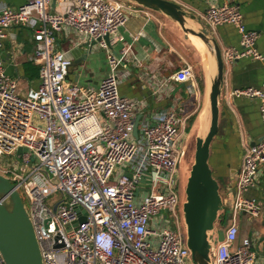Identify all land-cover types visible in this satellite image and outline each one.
I'll use <instances>...</instances> for the list:
<instances>
[{
    "label": "built area",
    "instance_id": "2783aa9c",
    "mask_svg": "<svg viewBox=\"0 0 264 264\" xmlns=\"http://www.w3.org/2000/svg\"><path fill=\"white\" fill-rule=\"evenodd\" d=\"M52 5L56 11L49 13ZM202 18L211 27L232 24L240 34V48L225 49L223 62L264 59L256 46L258 32L246 27L239 5L211 4ZM126 20L115 0H25L14 9L0 6V47L14 26L30 30L35 41L38 85L23 95L0 57V175L28 199L25 206L43 264H195L176 212L178 167L185 154L177 129L181 120L164 108L153 122L139 118L134 136L143 103L119 92L126 63L134 60L128 47L118 54L112 49ZM60 32L74 34L73 48L105 51L107 71L96 87L67 80L73 57L57 48ZM171 78L191 81L192 67L180 68ZM227 93L259 101L263 133L244 148L233 219L221 241L213 244L208 236L209 264H264L248 239L230 251L238 232L236 214L260 211L258 202L244 193L256 186L264 167V82ZM19 148L25 151L18 154ZM162 209L167 218L156 217ZM57 242L63 246L55 247ZM0 264H5L1 253Z\"/></svg>",
    "mask_w": 264,
    "mask_h": 264
},
{
    "label": "crops",
    "instance_id": "0c3cea01",
    "mask_svg": "<svg viewBox=\"0 0 264 264\" xmlns=\"http://www.w3.org/2000/svg\"><path fill=\"white\" fill-rule=\"evenodd\" d=\"M170 1L179 4L185 11V27L194 32L205 27L208 38L216 41L221 53L230 47L239 49L240 34L232 24L211 27L204 21L202 14L211 4L239 5L246 27L258 32L256 46L264 57V0ZM24 2L0 0V6L14 9ZM115 2L124 9L127 20L119 28L120 39L113 45V52L118 54L123 47H128L135 60L130 59L126 63L127 76L118 85L120 94L143 103L141 113L137 114L141 115V120L149 119V122H153V116L160 110L173 109L181 120L177 129L185 145L197 137H204L201 135L207 133L210 122L208 110L204 109L200 116V135L197 120L205 103L209 102L212 80L217 73L216 60L210 47L202 40L203 50L191 37L196 34L185 32L176 20L162 11L148 9L132 0ZM71 38V35L66 37L60 32L56 43L58 49L68 50L73 57L67 80L86 88L96 87L106 75V60H101V57L90 60L89 54L98 48L87 49L85 45L73 48ZM35 49L33 33L21 26L12 27L0 47L6 73L17 80L21 95L38 85L39 65L34 61ZM223 63V81L218 97V129L209 145L208 164L219 185L221 213H226V220L221 222L219 219V224L227 226L233 219V191L244 148L257 142L263 133L259 101L243 96L230 97L227 92L247 86L259 87L264 82V59L258 61L242 57ZM186 65L192 67L194 78L187 83L173 81L171 75ZM244 196L254 198L260 211L255 216L244 211L236 214L234 220L238 232L230 251L234 252L248 239L260 262L264 257V167L256 186L248 189ZM209 239L213 243L210 234ZM218 241L217 238L213 244Z\"/></svg>",
    "mask_w": 264,
    "mask_h": 264
},
{
    "label": "water",
    "instance_id": "95a60500",
    "mask_svg": "<svg viewBox=\"0 0 264 264\" xmlns=\"http://www.w3.org/2000/svg\"><path fill=\"white\" fill-rule=\"evenodd\" d=\"M138 5L155 11H162L176 20L185 32L199 36L214 54L217 73L212 80L209 104L210 125L204 137H197L195 142L194 163L191 167L185 186V201L183 203L184 222L186 228L187 246L191 250L195 264H209V248L211 243L209 233L216 230L215 222L218 212L222 209V199L219 185L211 173L208 164L209 145L218 129V97L223 81L224 63L221 49L214 39L208 38L204 27L194 32L185 27V11L181 6L170 0H133ZM53 6V5H52ZM105 39L108 41V37ZM94 43H91V46ZM141 115L134 120L133 135H137V125ZM254 144V143H253ZM25 151L18 149V154ZM57 205H54L53 211ZM83 213V210H81ZM85 220L84 216L79 222ZM218 240L223 239V231L217 230ZM63 246L56 243L55 247ZM0 253L5 264H43L39 245L37 243L32 223L25 203L14 185L0 175Z\"/></svg>",
    "mask_w": 264,
    "mask_h": 264
},
{
    "label": "rangeland",
    "instance_id": "374dc122",
    "mask_svg": "<svg viewBox=\"0 0 264 264\" xmlns=\"http://www.w3.org/2000/svg\"><path fill=\"white\" fill-rule=\"evenodd\" d=\"M133 1V0H132ZM49 13H54L56 10L52 7L49 8ZM59 34V33H58ZM57 34V35H58ZM71 36L73 37L74 34H71ZM192 39L194 41H196L198 43V45H200V41L194 37V35H191ZM105 51L98 48V50L96 51H93L91 54H89V58L90 60H97L98 57L102 60H106V58H104L105 56ZM204 109H207L208 110V113H209V117H210V110H209V102H206L203 109L201 110V112L199 113V116H198V120H197V129H198V133H199V124H200V116H201V113ZM200 135V133H199ZM201 136H205V135H201ZM195 142H196V139L194 140H191L189 141V143H186L185 145V154H184V157L183 159L180 161V164H179V184L178 186L176 187V193L178 195V204H177V207H176V212H177V215H178V218H179V223H178V228L180 230V232L182 233V236H183V239L184 241H186V229H185V226H184V213H183V203H184V200H185V186H186V182H187V178L189 176V173H190V170H191V167L194 163V155H195ZM52 197L56 198L58 197V193H55L52 195ZM22 199L25 203L26 206H28V199L25 197V195L22 194ZM221 213V210L218 212V219L217 221L215 222V228L216 230L214 231H211L209 234L211 235V238H212V241L213 243H215L217 241V230L221 229L222 231L225 230L226 228V225L223 223V224H219V215ZM156 217H162V218H167L168 217V212L166 210H160V212L158 214H156ZM66 230L69 231L71 229V226L70 225H66Z\"/></svg>",
    "mask_w": 264,
    "mask_h": 264
},
{
    "label": "bare ground",
    "instance_id": "6f19581e",
    "mask_svg": "<svg viewBox=\"0 0 264 264\" xmlns=\"http://www.w3.org/2000/svg\"><path fill=\"white\" fill-rule=\"evenodd\" d=\"M194 37H196L199 41H200V46L203 47V50H204V42L202 41V39H200V37L194 35ZM190 38V37H189ZM206 48V47H205ZM206 50V49H205ZM206 51H204L203 53H205ZM210 110V109H209ZM203 125V124H202ZM209 125H210V122H209ZM204 128V127H203ZM207 129V128H206ZM209 129V127H208ZM206 133V132H205ZM206 135V134H205Z\"/></svg>",
    "mask_w": 264,
    "mask_h": 264
},
{
    "label": "trees",
    "instance_id": "16d2710c",
    "mask_svg": "<svg viewBox=\"0 0 264 264\" xmlns=\"http://www.w3.org/2000/svg\"><path fill=\"white\" fill-rule=\"evenodd\" d=\"M219 218H220V221H221V222H224V221L226 220V213H225V212L221 213V214L219 215Z\"/></svg>",
    "mask_w": 264,
    "mask_h": 264
},
{
    "label": "clouds",
    "instance_id": "9594fccd",
    "mask_svg": "<svg viewBox=\"0 0 264 264\" xmlns=\"http://www.w3.org/2000/svg\"><path fill=\"white\" fill-rule=\"evenodd\" d=\"M110 243V242H109ZM106 247H107V245H106Z\"/></svg>",
    "mask_w": 264,
    "mask_h": 264
}]
</instances>
